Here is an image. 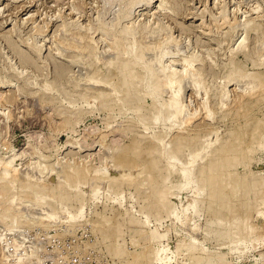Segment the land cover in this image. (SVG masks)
Returning a JSON list of instances; mask_svg holds the SVG:
<instances>
[{"label": "rangeland", "instance_id": "1", "mask_svg": "<svg viewBox=\"0 0 264 264\" xmlns=\"http://www.w3.org/2000/svg\"><path fill=\"white\" fill-rule=\"evenodd\" d=\"M138 1L0 0V264H264V0Z\"/></svg>", "mask_w": 264, "mask_h": 264}, {"label": "bare ground", "instance_id": "2", "mask_svg": "<svg viewBox=\"0 0 264 264\" xmlns=\"http://www.w3.org/2000/svg\"><path fill=\"white\" fill-rule=\"evenodd\" d=\"M137 1H138V0H137ZM152 1H153V0H139L138 2H139V3L141 2L142 4H144L145 7H146V6H147V7H148V6L150 7ZM136 4H137V3H136ZM154 6H155V5H154ZM147 7H146V8H147ZM158 7H159V9H160V6H158ZM156 11H157V10H156ZM227 24H228V22H227ZM227 24H226V25H227ZM233 24H234V23H233ZM229 25H230V22H229ZM229 25H228V26H229ZM156 27L159 29V32H160V27H158V26H156ZM156 27L154 26L152 29L155 30ZM230 27H231V25H230ZM99 28H100V27H99ZM157 28H156V29H157ZM100 29H101V28H100ZM100 29H99V31H100ZM143 29H146V28H143ZM65 30H66V29H64V30L62 31V33H63ZM67 30H68V29H67ZM101 30H105V29L103 28V29H101ZM106 30H107V29H106ZM146 30H147V29H146ZM148 30H150V29L148 28ZM148 30H147V31H148ZM134 31H135V33L131 31V32L133 33V34L131 35V37H132V42H133V43L137 41V39H136V37H135V36H136V30H134ZM150 31H151V30H150ZM157 31H158V30H157ZM162 31H163V28H162L161 32H162ZM65 32H66V31H65ZM69 32H70V30H69ZM71 32H72V31H71ZM71 32H70L69 34H66V35H69V37H68V36L66 37V35H63V37H64V38H65V37L68 38V40H70L69 38L71 37L72 40H70V41L72 42L73 39L75 38L74 36H76V35L74 34V36H73L74 38H73L72 36H70ZM102 32H103V31H102ZM104 32H106V31H104ZM104 32H103V33H104ZM129 32H130V31H127L126 34H128ZM143 32H144V30H143ZM143 32H142V34H143ZM151 32H152V31H151ZM154 32H155L154 34H157V33H158V32L156 33V31H154ZM163 32H164V31H163ZM103 33H101V35H102ZM107 33H108V32H107ZM107 33H106V34H107ZM144 33H145V32H144ZM63 34H64V33H63ZM110 34H111V33H110ZM126 34H125V35H126ZM148 34H152V33H148ZM164 34H165V33H164ZM71 35H72V34H71ZM111 35H112V34H111ZM128 35H129V34H128ZM140 35H141V34H140ZM144 35H145V34H144ZM157 35H158V34H157ZM157 35H156V37H157ZM159 35H160V34H159ZM159 35H158V37H159ZM166 35H167V34H166ZM77 36H78V37H77L78 39H82V38H79V35H77ZM104 36H105V33H104ZM104 36H103L102 39H105ZM106 36H108V35H106ZM142 36H143V35H142ZM142 36H141V37H142ZM146 36L148 37V35H146ZM151 36H152V35L149 36V39H148V42H147V43H149L151 46L157 47L158 44H160L159 41H160L162 38H161V39H160V38L157 39L156 37H154L155 35L152 36V37H151ZM63 37H62V38H63ZM134 37H135V39H133ZM138 37H139V36H138ZM166 37H167V36H166ZM62 38H61V36H60L59 39H62ZM64 38H63V39H64ZM109 38L112 39V37H110V36H109ZM114 38H115V40H116L114 44L117 45L116 48H118V46H119L120 44H122V39L119 38V37L116 39V36H115V35H114ZM114 38H113V39H114ZM144 38H145V36H144ZM169 38L171 39V37H169ZM63 39H62V41L64 42L65 39H64V40H63ZM78 39H76V40H78ZM138 39H139V38H138ZM68 40H67V41H68ZM163 40H164V39H163ZM62 41H61V42H62ZM79 41H80V40H79ZM141 41H143V40H141ZM150 41H152V42H150ZM63 42H62L61 46L63 45ZM68 42H69V41H68ZM68 42H67V43H68ZM74 42H75V39H74V41H73V44H74ZM112 42H114V41H112ZM137 42H139V41H137ZM161 42H162V40H161ZM167 42H168V41H167ZM65 43H66V42H65ZM67 43H66V44H67ZM78 43H79V42H78ZM78 43L76 44V46L78 45ZM57 44H60V43L58 42ZM69 44L71 45V43L69 42V43L67 44V46H68ZM131 44H132V43H131ZM161 44H162V43H161ZM164 44H165V43H164ZM167 44H168V43H167ZM64 45H65V44H64ZM112 45H113V44H112ZM126 45H128V44H126ZM144 45H145V44H144ZM146 45L149 46L148 44H146ZM162 45H163V44H162ZM162 45H161V46H162ZM59 46H60V45H59ZM67 46H66V47H67ZM76 46H74V47L72 46V47L74 48V50H76V49H75ZM84 46H85V45H84ZM84 46H83V47H84ZM63 47H65V46H63ZM66 47H65V48H66ZM143 47H144V46H143ZM145 47H146V46H145ZM158 47H159V46H158ZM163 47L165 48L164 45L162 46V48H163ZM167 47H169V46H167ZM68 48H69L70 50L73 49V48H70L69 46H68ZM68 48H67V50H68ZM76 48H78V47H76ZM146 48H147V47H146ZM148 48H149V47H148ZM162 48H161V49H162ZM80 49H82V48H80ZM85 49H86V48L84 47L83 50L85 51ZM154 49L156 50V48H154ZM165 49H166V48H165ZM83 50H82V51H83ZM86 50H87V49H86ZM116 50H117V49H116ZM148 50L151 51L150 48H149ZM158 50H159V48H158ZM162 50H163V49H162ZM71 51H73V50H71ZM84 51H83V53H84ZM145 51H146V49H145ZM73 52H74V51H73ZM75 52L77 53V50H76ZM146 52L148 53V51H146ZM146 52H145V53H146ZM154 52H155V51H154ZM157 52H158V51H157ZM79 53H80V52H79ZM86 53H87V52H85L83 56H85ZM149 54H150V53H149ZM149 54H148V55H149ZM151 54H152V52H151ZM151 54H150V55H151ZM155 54H157V53H154V55H155ZM158 54H159V53H158ZM145 55H146V54H145ZM148 55H146V56H148ZM77 56H78V55H77ZM146 56H145V57H146ZM151 57H152V56H151ZM76 58H77V57H75V59H76ZM81 58H82V56H81ZM81 58H80V59L77 58V59H78L77 62H76L75 59H74V61H75L76 63H78V61L81 60ZM85 58H86V57H85ZM146 58H147V57H146ZM152 58H155V56L152 57ZM152 58H151V59H152ZM156 58H157V57H156ZM83 59H84V57H83ZM149 59H150V58H149ZM84 60H85V59H84ZM84 60H83V63L80 61L81 66L84 64ZM157 60H158V59H156V61H157ZM151 61H152V60H151ZM154 61H155V60H154ZM79 65H80V64H79ZM83 67H84V66H83ZM172 68H173L172 65H170V66H164V67H162V68L160 69V72H162V71H163V72H167V75H166V76H164V75H160V74H159V75H156V73H154L155 71H153L152 74H153L154 76H157V77H156V78H157V81H161L163 78H170V77L172 78L173 76L176 75V72H175L176 70H174V69H172ZM80 69H81V67H80ZM154 70H155V69H154ZM156 70L159 71V69H156ZM173 70H174V71H173ZM157 73H158V72H157ZM174 83H175V81H173V79H172L170 82H168V83H167V86H166L167 89H168V90H172V89L174 88ZM158 86H159L158 83H157L156 85H154V89L156 90V89L158 88ZM179 93H180V92H179L178 90H175L174 97L172 98V100H171V102H170V103H171V108L173 109V115H174V116L179 115V114L182 113L181 107L179 106V102H178ZM3 167H4V165H3ZM9 171H10V170H9ZM11 172H12V171H11ZM13 172H14V171H13ZM4 173H5V174L7 173V169L4 171ZM14 173H15V172H14ZM14 173L11 174L12 179H15L16 177L19 176V175L17 176V173H16V174H14ZM15 176H16V177H15Z\"/></svg>", "mask_w": 264, "mask_h": 264}]
</instances>
